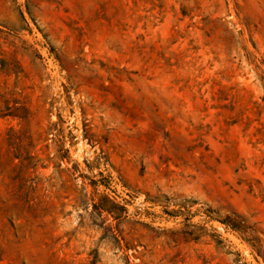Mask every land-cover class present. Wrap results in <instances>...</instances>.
I'll use <instances>...</instances> for the list:
<instances>
[{"label": "rangeland", "instance_id": "1", "mask_svg": "<svg viewBox=\"0 0 264 264\" xmlns=\"http://www.w3.org/2000/svg\"><path fill=\"white\" fill-rule=\"evenodd\" d=\"M0 264H264V0H0Z\"/></svg>", "mask_w": 264, "mask_h": 264}]
</instances>
